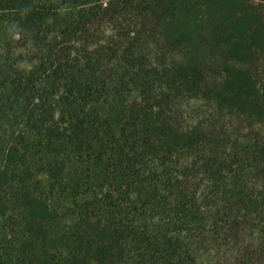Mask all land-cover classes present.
<instances>
[{
    "label": "trees",
    "instance_id": "16d2710c",
    "mask_svg": "<svg viewBox=\"0 0 264 264\" xmlns=\"http://www.w3.org/2000/svg\"><path fill=\"white\" fill-rule=\"evenodd\" d=\"M0 25V264H264V0H0Z\"/></svg>",
    "mask_w": 264,
    "mask_h": 264
},
{
    "label": "rangeland",
    "instance_id": "374dc122",
    "mask_svg": "<svg viewBox=\"0 0 264 264\" xmlns=\"http://www.w3.org/2000/svg\"><path fill=\"white\" fill-rule=\"evenodd\" d=\"M4 37H7L10 42L13 43L15 37H16V34H15V31H14V27L12 25H6V26H3V25H0V45H1V41H2V38ZM14 39H10V38H13ZM5 39V38H4ZM11 48V47H10ZM15 55H27V50L26 49H20V48H17L15 49ZM1 234H2V239L1 241L3 243H7L9 241L12 242V247L15 246V244L17 243L19 237L17 234H13L11 232V230H9L8 227H6L5 225L2 226V229H1ZM0 248H2V246H0Z\"/></svg>",
    "mask_w": 264,
    "mask_h": 264
}]
</instances>
